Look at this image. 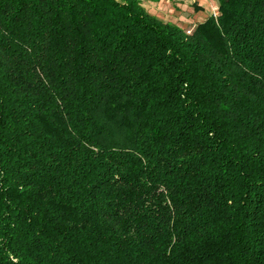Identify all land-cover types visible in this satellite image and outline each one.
I'll list each match as a JSON object with an SVG mask.
<instances>
[{"label":"trees","instance_id":"trees-1","mask_svg":"<svg viewBox=\"0 0 264 264\" xmlns=\"http://www.w3.org/2000/svg\"><path fill=\"white\" fill-rule=\"evenodd\" d=\"M0 264H264V0H0Z\"/></svg>","mask_w":264,"mask_h":264},{"label":"crops","instance_id":"crops-1","mask_svg":"<svg viewBox=\"0 0 264 264\" xmlns=\"http://www.w3.org/2000/svg\"><path fill=\"white\" fill-rule=\"evenodd\" d=\"M154 14L183 27L194 28L218 10V0H141Z\"/></svg>","mask_w":264,"mask_h":264},{"label":"rangeland","instance_id":"rangeland-1","mask_svg":"<svg viewBox=\"0 0 264 264\" xmlns=\"http://www.w3.org/2000/svg\"><path fill=\"white\" fill-rule=\"evenodd\" d=\"M186 28H188V27H186ZM189 30H192L193 28H188Z\"/></svg>","mask_w":264,"mask_h":264}]
</instances>
